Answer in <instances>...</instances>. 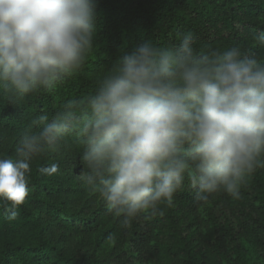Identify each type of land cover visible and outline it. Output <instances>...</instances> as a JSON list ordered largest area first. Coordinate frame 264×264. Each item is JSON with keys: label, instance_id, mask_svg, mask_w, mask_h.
I'll return each mask as SVG.
<instances>
[{"label": "clouds", "instance_id": "obj_1", "mask_svg": "<svg viewBox=\"0 0 264 264\" xmlns=\"http://www.w3.org/2000/svg\"><path fill=\"white\" fill-rule=\"evenodd\" d=\"M95 19L96 0H0V91L50 90L79 70ZM194 40L189 32L172 47L140 43L83 102L68 101L51 121L34 118L16 158H0V198L21 205L29 161L73 132L85 165L78 179L124 228L171 205L186 178L198 201L220 191L238 198L264 167V59L238 46L200 53ZM254 40L264 47V31Z\"/></svg>", "mask_w": 264, "mask_h": 264}, {"label": "trees", "instance_id": "obj_2", "mask_svg": "<svg viewBox=\"0 0 264 264\" xmlns=\"http://www.w3.org/2000/svg\"><path fill=\"white\" fill-rule=\"evenodd\" d=\"M260 31L264 0H96L98 49L50 90L23 97L0 91V127L16 142L37 116L51 121L68 101L83 102L104 78L97 76L107 59L100 51L111 50L117 62L140 43L172 47L190 32L200 53L238 46L264 59L254 40ZM82 151L77 134L67 135L59 150L29 161L21 205L0 198V264H264V167L247 177L238 198L220 191L198 201L186 178L171 205L124 228L78 179ZM1 154L16 158L12 150ZM64 158L73 159L71 176L60 172ZM53 165L58 172H40Z\"/></svg>", "mask_w": 264, "mask_h": 264}, {"label": "rangeland", "instance_id": "obj_3", "mask_svg": "<svg viewBox=\"0 0 264 264\" xmlns=\"http://www.w3.org/2000/svg\"><path fill=\"white\" fill-rule=\"evenodd\" d=\"M138 1L151 2V1H155V0H138ZM98 47H99V43L94 38V44H93L91 51H96L98 49ZM103 53L106 54L107 59H106V62L104 64L103 69H101V71L98 73V75H97L98 77L105 76L113 68V66L116 63V54L115 53H112L111 50H105L104 52L100 51V54H103ZM15 140H16L15 136L9 135L6 130H4L3 128L0 127V141L3 142L2 144H0V157L2 155L1 153L3 150H12L15 153L16 145L19 141V140H17L15 142ZM54 152L55 151H47L46 153L51 154ZM38 157H40V154L36 155L37 159H38ZM73 164H74L73 159L64 158L62 160L61 167H60L61 174L71 176L72 175L71 168H72ZM55 172H58V171H55Z\"/></svg>", "mask_w": 264, "mask_h": 264}]
</instances>
